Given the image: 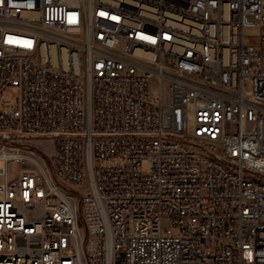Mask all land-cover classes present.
<instances>
[{
  "label": "built area",
  "instance_id": "built-area-1",
  "mask_svg": "<svg viewBox=\"0 0 264 264\" xmlns=\"http://www.w3.org/2000/svg\"><path fill=\"white\" fill-rule=\"evenodd\" d=\"M23 137L0 264H264V0H0Z\"/></svg>",
  "mask_w": 264,
  "mask_h": 264
},
{
  "label": "rangeland",
  "instance_id": "rangeland-1",
  "mask_svg": "<svg viewBox=\"0 0 264 264\" xmlns=\"http://www.w3.org/2000/svg\"><path fill=\"white\" fill-rule=\"evenodd\" d=\"M153 85H155V83H153ZM7 92L11 93V90L7 89ZM11 99L14 100L15 97L12 95ZM11 143L22 145L23 146L22 148H26V147L33 148L36 151L42 153L43 155H47V156L50 155L52 151L50 143H48L47 141L38 139V138L23 137L19 139H14V141L12 142H10V140H4L0 138V146L3 144L7 146H13L14 144H11ZM14 168H15L14 166L10 167L12 173L15 172ZM143 169H144V166H143Z\"/></svg>",
  "mask_w": 264,
  "mask_h": 264
},
{
  "label": "water",
  "instance_id": "water-1",
  "mask_svg": "<svg viewBox=\"0 0 264 264\" xmlns=\"http://www.w3.org/2000/svg\"><path fill=\"white\" fill-rule=\"evenodd\" d=\"M3 138H4V139H7V138H9V136H4Z\"/></svg>",
  "mask_w": 264,
  "mask_h": 264
}]
</instances>
